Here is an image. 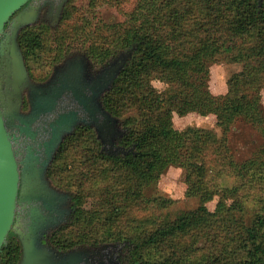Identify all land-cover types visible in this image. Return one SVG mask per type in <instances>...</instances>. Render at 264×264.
Segmentation results:
<instances>
[{"label":"trees","instance_id":"obj_1","mask_svg":"<svg viewBox=\"0 0 264 264\" xmlns=\"http://www.w3.org/2000/svg\"><path fill=\"white\" fill-rule=\"evenodd\" d=\"M71 3L61 27L72 18ZM63 30L54 35L55 64L69 56ZM52 36L45 23L22 30L28 66L48 52ZM128 50L131 58L101 101L119 119L125 134L117 144L129 153L103 152L91 127L65 138L47 176L72 195L73 212L49 242L61 250L123 243L125 264H264V148L238 162L228 136L242 120L264 140V0H139L124 23L97 32L85 54L103 65ZM219 63L242 70L229 78L225 95L215 96L209 68ZM191 113L214 115L221 134L174 127L175 114ZM78 149L81 161L68 170L64 164ZM172 166L184 171L186 194L200 205L168 219L173 201L145 190ZM223 177L233 184L219 185ZM216 198L211 211L207 204ZM18 260L10 237L0 264Z\"/></svg>","mask_w":264,"mask_h":264},{"label":"water","instance_id":"obj_2","mask_svg":"<svg viewBox=\"0 0 264 264\" xmlns=\"http://www.w3.org/2000/svg\"><path fill=\"white\" fill-rule=\"evenodd\" d=\"M30 1L0 0V253L12 232L22 245L20 264H82L86 251L60 255L43 244L44 236L66 224L73 212L72 195L55 189L47 173L59 147L78 126L93 128L110 156L129 153L117 144L125 134L119 119L101 100L132 51L93 76L87 58L75 56L56 67L47 82H33L18 39L48 1ZM67 1L51 3L54 23L61 20ZM25 94L28 112H23ZM108 247L124 245L103 248Z\"/></svg>","mask_w":264,"mask_h":264},{"label":"rangeland","instance_id":"obj_3","mask_svg":"<svg viewBox=\"0 0 264 264\" xmlns=\"http://www.w3.org/2000/svg\"><path fill=\"white\" fill-rule=\"evenodd\" d=\"M71 1V6H73L71 8L73 9L71 20L65 22L63 27L60 24L56 29L52 30L53 36L50 38V49L48 52L30 62L31 72L36 81L49 77L52 74L53 66L56 65L54 63V51L57 50V41L54 35H56L57 30L64 29L63 32H66V48L64 49H68L69 56L78 53L85 54L86 48L95 42L97 32L104 34L107 26H116V24L124 23L129 14L136 8L139 0H122L119 2L98 0L96 3H92V0ZM121 52L125 51H120L119 54ZM99 68L100 66L98 65L95 69ZM209 70L210 91L213 95L219 96L227 93V81L234 73L241 71L242 66L239 64L219 63L210 66ZM154 86L159 90H163L164 88V85L159 81H155ZM262 105L264 107V92L262 93ZM173 123L174 127L178 130H184L187 127H198L215 130L218 134H221L220 129L216 125L217 119L214 115L204 117L197 113H191L185 117H180L175 114ZM120 128L123 129L121 124ZM228 136L230 148L238 162L251 158L254 154L259 153L260 149L264 148V140L258 131L242 120L236 121ZM72 153V156H69V161L64 164V166L68 165V170L71 171L75 167V164L81 161L82 156V152L79 149ZM49 181L51 182V180ZM218 184L222 186L231 185L233 184V179L223 177L219 180ZM186 192L187 185L185 183L184 171L174 166L168 168L160 176L159 181L145 190V194L148 197L160 196L173 201L170 208L164 211L168 219H174L181 212L192 211L199 207L200 200L188 197ZM217 200L218 198L207 204L209 210L213 211L215 209ZM116 244H119L120 248L124 245L123 243ZM122 249L124 255V248L122 247Z\"/></svg>","mask_w":264,"mask_h":264},{"label":"flooded vegetation","instance_id":"obj_4","mask_svg":"<svg viewBox=\"0 0 264 264\" xmlns=\"http://www.w3.org/2000/svg\"><path fill=\"white\" fill-rule=\"evenodd\" d=\"M32 1L33 0H31L30 2H32ZM47 1H48V3L42 9L41 14H40L39 18L37 19V21L34 24H32V25H30L28 27L42 25L43 23H45L51 30H53V29H56L60 25V23L62 21V18H63L64 10H65L66 6L69 4L70 0H68L67 3L65 4L64 9H63V12H62L61 20L58 23H54L53 17L50 16V8L52 6L51 5L52 2H55V5H56L61 0H47ZM259 3L261 4L262 3V0L261 1L259 0ZM129 51H131V50H128L127 52H129ZM127 52H121L117 57L115 56L114 58L110 59L107 63H105L103 65L96 64L95 62H93L87 54H80V53L74 54V55L68 56L60 64L54 65L53 66V70H52V74L49 77H47V78H45L43 80H40V81H36V79H34V76H33L32 72H31L32 70L30 68V64L28 66L27 63H26V66L28 68L29 76H30V78H31V80L33 82H36V83H45V82H47L52 77V75H53V73L55 71V68L58 67V66H60V65H62L69 58H72V57H75V56H79V55L80 56H85L87 58V60L89 61V64H90V74L93 76V75H96L97 73H99L106 66H108L112 61L118 59L121 54L127 53ZM25 62H26V60H25ZM98 65L100 66V68L99 69H95V68H97ZM24 99H25V101H24V106H23V112H28L29 105H28V102H27V95L26 94H25V98ZM47 178H48V176H47ZM48 180H49V178H48ZM50 233H48L47 235L44 236L43 244L47 248L55 251L56 253H58L60 255L61 254H64V253H67V252H70V251L82 249V250L86 251V253L84 254V262L82 264H86V261L89 264H102V262L104 264H110V260L111 261L113 260V263L112 264H116V262H120V264H125L124 263V260H123V249L111 248V247L103 248L104 246H106V245L109 246L111 244H105V245H101V246H80V247H77V248H74V249H70V250H61L59 248H56L55 246H53L49 242ZM10 237H12L13 239H15L18 242L19 260H18V263L17 264H20V262L22 260V257H23V249H22V245H21L20 239H19L18 236H16L12 232L9 234L8 240H9ZM124 247H125V245H124Z\"/></svg>","mask_w":264,"mask_h":264}]
</instances>
